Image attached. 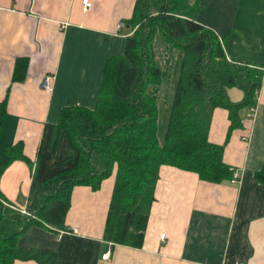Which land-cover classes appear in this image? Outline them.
Segmentation results:
<instances>
[{"label":"crops","instance_id":"crops-1","mask_svg":"<svg viewBox=\"0 0 264 264\" xmlns=\"http://www.w3.org/2000/svg\"><path fill=\"white\" fill-rule=\"evenodd\" d=\"M90 1L84 10L82 0H0V100L7 95L0 194L13 203L26 204L44 124L55 123L63 107L94 106L106 60L122 53L131 34L125 21L136 0ZM197 1L196 21L221 38L229 61L264 62V19L257 9L254 27L246 13L254 0ZM19 57H26L28 66L18 82L12 76ZM261 69L255 103L238 110L239 125L230 127L227 109L212 111L208 140L222 146L230 173L212 182L161 165L141 247L104 237L115 167L97 189L73 186L63 228L33 226L18 246L54 252L61 264H264V181L255 178L264 163ZM46 75L52 77L50 89L40 87ZM226 93L232 102L244 97L235 86ZM13 148V158L5 161ZM106 252L109 257L102 258ZM12 264L41 263L16 259Z\"/></svg>","mask_w":264,"mask_h":264},{"label":"trees","instance_id":"trees-1","mask_svg":"<svg viewBox=\"0 0 264 264\" xmlns=\"http://www.w3.org/2000/svg\"><path fill=\"white\" fill-rule=\"evenodd\" d=\"M197 10L187 0H136L125 21L131 34L122 53L106 60L94 106L63 107L55 123L44 124L25 204L29 214L0 194V264H61L54 252L20 248L19 239L33 226L63 228L73 186L97 189L114 167L104 237L132 247L142 246L161 165L212 182L230 173L222 146L208 140L212 111L227 109L230 127L239 125L238 110L255 103L264 62L229 61L221 38L196 21ZM155 45L165 51L163 64ZM27 66L26 57L17 58L12 80H23ZM171 73L174 90L164 107L160 88ZM233 86L243 90L242 100L228 98ZM6 103L7 95L0 100V130ZM255 178L264 181V163Z\"/></svg>","mask_w":264,"mask_h":264},{"label":"rangeland","instance_id":"rangeland-1","mask_svg":"<svg viewBox=\"0 0 264 264\" xmlns=\"http://www.w3.org/2000/svg\"><path fill=\"white\" fill-rule=\"evenodd\" d=\"M189 2V4L193 5V7L195 8L196 4H198L197 0H187ZM263 4L262 3V0H254V6L253 4L250 5L251 7L248 8L247 10V15L248 16H252V20H251V25L255 27V25L258 24L259 22V18L257 16V9L259 10V15L262 17V19H264V12H262V7H263ZM264 11V9H263ZM125 31V28H122L121 29V32H124ZM157 43H159V45L161 46L162 43H161V38H158L156 40ZM163 46V45H162ZM154 47H156V51H157V58L160 60V62L163 64L164 61H165V58H166V54H165V51L161 48L158 47V45H155ZM174 75L173 73H171V77L168 78L162 85V87L160 88V96L165 97V105L164 107L167 105V103H169V100L173 94V90H174ZM14 209H17V210H23V208L26 210V207L25 205H19V204H16L14 203ZM27 211V210H26Z\"/></svg>","mask_w":264,"mask_h":264},{"label":"built area","instance_id":"built-area-1","mask_svg":"<svg viewBox=\"0 0 264 264\" xmlns=\"http://www.w3.org/2000/svg\"><path fill=\"white\" fill-rule=\"evenodd\" d=\"M82 6H83V9L84 10H87L89 9L91 6H92V3L90 0H82ZM117 26L118 27H121L123 26V23L122 22H119L117 23ZM51 76L50 75H46L42 78V81H41V84H40V87L43 88V89H50L51 88ZM21 213H25V214H29L24 208L23 210H20ZM165 236L164 233H161L160 234V238L163 239ZM109 257V253L106 252L102 255V258H105L107 259Z\"/></svg>","mask_w":264,"mask_h":264}]
</instances>
